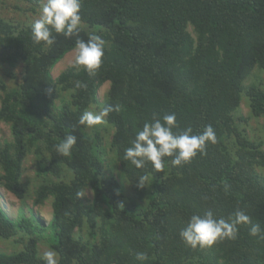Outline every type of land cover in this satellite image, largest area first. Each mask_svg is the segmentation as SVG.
Segmentation results:
<instances>
[{
  "label": "trees",
  "instance_id": "16d2710c",
  "mask_svg": "<svg viewBox=\"0 0 264 264\" xmlns=\"http://www.w3.org/2000/svg\"><path fill=\"white\" fill-rule=\"evenodd\" d=\"M81 3L79 37L53 32L52 46L34 43L32 25L0 18V61L23 68L17 88L9 90L0 79V121L11 135L0 145V189L25 200L22 165L33 154L40 181L34 205L53 200L49 223L34 214L13 218L0 202V240L19 247L0 253V264H44L43 243L57 251L59 264H141L138 252L148 256L143 264H264V238L250 235V225H238L235 239L203 248L186 245L179 235L194 214L211 211L231 220L237 209L264 229V175L258 172L264 152L235 126L244 100L250 115L264 121V0ZM93 32L106 42L100 68L89 73L73 64L54 79L53 68L75 50L76 39ZM251 76L257 81L247 85ZM78 81L86 87L77 88ZM105 84L101 108L120 106L106 124L123 185L108 176L113 171L106 170L99 133L79 124ZM170 113L177 117L174 133L191 127L199 134L211 125L217 142L179 167L165 158L161 171L124 160L144 123ZM68 134L77 143L64 157L54 146ZM142 176L147 180L140 187ZM88 188L90 207L83 200Z\"/></svg>",
  "mask_w": 264,
  "mask_h": 264
},
{
  "label": "clouds",
  "instance_id": "9594fccd",
  "mask_svg": "<svg viewBox=\"0 0 264 264\" xmlns=\"http://www.w3.org/2000/svg\"><path fill=\"white\" fill-rule=\"evenodd\" d=\"M81 7V0H44L39 18L31 26L34 43L52 46L56 42L53 32L63 35L66 39L79 37ZM105 45V40L94 32L90 33L86 40L76 39L74 66L89 73L99 69L105 54ZM76 87L86 85L78 81ZM119 110V105H107L99 111L85 110L80 116L79 124L87 127L104 124L110 113ZM176 127L175 113L165 114L162 119L154 118L151 122L144 123L142 129L136 132L131 146L124 150V160L136 169H143L150 163L155 170L161 171L165 167V158H172L171 164L179 167L189 163L197 154H204L209 144L217 142L216 132L211 125H207L199 134H193L191 127L177 134L173 131ZM76 143L77 137L68 134L54 147L58 154L68 157ZM146 180L147 177L142 176L138 185L143 187ZM242 224L250 225V235L264 238L261 235L264 232L261 225L253 223L252 218L240 209L235 211L231 220L217 218L211 211L203 215L194 214L179 235L183 242L192 248L210 247L224 239H235L239 231L238 225ZM42 259L44 264H59L58 253L52 248L43 253ZM136 259L143 264L148 260V256L144 252H138Z\"/></svg>",
  "mask_w": 264,
  "mask_h": 264
},
{
  "label": "rangeland",
  "instance_id": "374dc122",
  "mask_svg": "<svg viewBox=\"0 0 264 264\" xmlns=\"http://www.w3.org/2000/svg\"><path fill=\"white\" fill-rule=\"evenodd\" d=\"M44 0H39L37 7L32 5L21 3L17 0H0V18H3L9 21L13 25L19 26H29L34 23L36 19L39 18L40 9L43 5ZM75 51L69 53L59 64H57L51 74L54 79H56L61 72L67 68L73 66L74 64ZM23 68L21 65L10 67L8 65L2 64L0 61V79L5 83L9 90L17 88L20 84ZM260 79H264V74H260ZM257 81L255 77L251 76L246 82L247 85H250ZM109 91V84L103 85L98 91L94 102H91L89 110L99 111L101 105L106 101L107 94ZM67 96V94H64ZM1 99V92H0ZM264 121L261 119H256L252 117L249 113V108L246 105L244 100L241 104L240 109L235 114V126L238 132L246 136L251 142L261 145V150L264 152ZM91 135H94V132L99 133V141L102 149L105 153V165L106 170L113 171L108 173V176H115L120 184L123 185L122 174H120L119 165L113 163L112 155L109 154V146L111 136L113 134V129L109 127L106 123L88 127ZM233 144H238L237 136L232 138ZM10 128L7 124L0 121V145L4 142H10ZM99 145V143H98ZM36 160L33 154L27 156L26 160L22 165V177L21 182L26 193V198L23 202H19L11 194L7 193L5 190L0 189V202L4 205L11 217L16 218L21 214H34L39 221L42 223H49L52 219V198H49L45 201L43 205L36 206L34 205V195L35 190L40 184L39 179L36 177V172L38 167L36 165ZM260 174L264 175V170H259ZM0 175L2 171L0 169ZM128 184V183H127ZM126 193L129 192L128 188L124 185ZM84 204L88 207L91 206L93 200V194L91 189H86L83 195ZM31 211V213H30ZM83 237V234L81 233ZM50 247L43 243L39 247L40 257H43V253L48 250ZM19 247L16 246L12 241H3L0 240V253L11 254L18 251Z\"/></svg>",
  "mask_w": 264,
  "mask_h": 264
}]
</instances>
